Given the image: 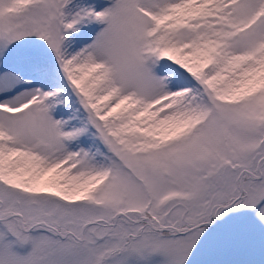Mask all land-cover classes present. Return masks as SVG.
<instances>
[{"label":"rangeland","instance_id":"rangeland-1","mask_svg":"<svg viewBox=\"0 0 264 264\" xmlns=\"http://www.w3.org/2000/svg\"><path fill=\"white\" fill-rule=\"evenodd\" d=\"M263 155L264 0H0V264H264Z\"/></svg>","mask_w":264,"mask_h":264},{"label":"flooded vegetation","instance_id":"flooded-vegetation-1","mask_svg":"<svg viewBox=\"0 0 264 264\" xmlns=\"http://www.w3.org/2000/svg\"><path fill=\"white\" fill-rule=\"evenodd\" d=\"M262 158H264V155L262 156ZM235 168V167H234ZM246 169V168H245ZM244 169V170H245ZM251 169L253 171H251ZM257 169V170H255ZM242 169L240 175V183L242 184V188H243V183L246 181L244 178L247 177V175H249V177L251 176V178L253 179V183L255 182H259V181H264V168L260 167L257 165V167L255 168H247L245 171ZM247 174V175H246ZM255 196V197H254ZM257 197V198H256ZM264 197V195H258V191L253 189L252 192V196L247 200L249 202V205H247V209L246 211L249 212L250 208H251V203L252 204H259L262 200V198Z\"/></svg>","mask_w":264,"mask_h":264}]
</instances>
